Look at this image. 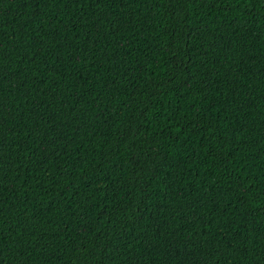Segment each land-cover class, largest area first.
<instances>
[{
  "label": "trees",
  "instance_id": "obj_1",
  "mask_svg": "<svg viewBox=\"0 0 264 264\" xmlns=\"http://www.w3.org/2000/svg\"><path fill=\"white\" fill-rule=\"evenodd\" d=\"M0 264H264V0H0Z\"/></svg>",
  "mask_w": 264,
  "mask_h": 264
}]
</instances>
